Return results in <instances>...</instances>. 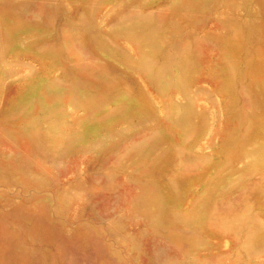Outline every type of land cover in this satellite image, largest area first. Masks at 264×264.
I'll use <instances>...</instances> for the list:
<instances>
[{
    "label": "rangeland",
    "instance_id": "374dc122",
    "mask_svg": "<svg viewBox=\"0 0 264 264\" xmlns=\"http://www.w3.org/2000/svg\"><path fill=\"white\" fill-rule=\"evenodd\" d=\"M0 264H264V0H0Z\"/></svg>",
    "mask_w": 264,
    "mask_h": 264
}]
</instances>
